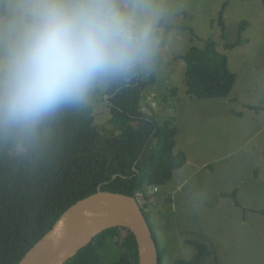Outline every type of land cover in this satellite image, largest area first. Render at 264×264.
I'll return each mask as SVG.
<instances>
[{
    "label": "rangeland",
    "instance_id": "1",
    "mask_svg": "<svg viewBox=\"0 0 264 264\" xmlns=\"http://www.w3.org/2000/svg\"><path fill=\"white\" fill-rule=\"evenodd\" d=\"M156 4L157 42L152 60L142 67L147 85L141 109L159 123L174 122L175 153L187 156L159 193L149 190L156 199L145 212L166 252L164 264L191 260L197 250L190 241L209 246L207 264H264V5L259 0ZM243 22L248 27L240 38ZM208 41L217 43L236 76L227 98L187 93L186 63L180 57ZM83 107L93 108L95 126L119 136L110 124L107 84L97 87Z\"/></svg>",
    "mask_w": 264,
    "mask_h": 264
},
{
    "label": "trees",
    "instance_id": "2",
    "mask_svg": "<svg viewBox=\"0 0 264 264\" xmlns=\"http://www.w3.org/2000/svg\"><path fill=\"white\" fill-rule=\"evenodd\" d=\"M259 1L264 5V0ZM220 25L225 32L222 17ZM247 27L248 22L241 24L240 38ZM180 59L186 63L189 96L229 97L236 76L216 42L192 47ZM146 85L142 67L107 84L110 124L119 130L118 137L95 126L92 107L79 105L56 114L39 130L31 148L25 142L0 139V264H19L70 207L99 188L135 198L147 188L166 186L185 166L186 154L175 153L178 129L174 122L159 123L142 112ZM145 195L151 199L147 192ZM233 197L240 205L236 192ZM148 207L143 212L157 239L145 212ZM189 243L197 254L177 264H207L212 256L209 246L200 241ZM157 247L160 264H164L166 252L158 243ZM138 260L134 234L127 228H114L97 236L66 264H138Z\"/></svg>",
    "mask_w": 264,
    "mask_h": 264
},
{
    "label": "clouds",
    "instance_id": "3",
    "mask_svg": "<svg viewBox=\"0 0 264 264\" xmlns=\"http://www.w3.org/2000/svg\"><path fill=\"white\" fill-rule=\"evenodd\" d=\"M158 20L156 0H0V139L31 148L61 110L146 67Z\"/></svg>",
    "mask_w": 264,
    "mask_h": 264
},
{
    "label": "water",
    "instance_id": "4",
    "mask_svg": "<svg viewBox=\"0 0 264 264\" xmlns=\"http://www.w3.org/2000/svg\"><path fill=\"white\" fill-rule=\"evenodd\" d=\"M113 228H127L134 234L138 264H160L150 223L136 199L101 188L70 207L19 264H66Z\"/></svg>",
    "mask_w": 264,
    "mask_h": 264
},
{
    "label": "built area",
    "instance_id": "5",
    "mask_svg": "<svg viewBox=\"0 0 264 264\" xmlns=\"http://www.w3.org/2000/svg\"><path fill=\"white\" fill-rule=\"evenodd\" d=\"M150 188H148V191H149ZM159 193V189H156V193ZM137 199H138V202H139V205L140 206H144L146 204H151L155 201V198L152 197V199H150L149 201L146 200V197H145V194L144 193H138L137 195Z\"/></svg>",
    "mask_w": 264,
    "mask_h": 264
},
{
    "label": "bare ground",
    "instance_id": "6",
    "mask_svg": "<svg viewBox=\"0 0 264 264\" xmlns=\"http://www.w3.org/2000/svg\"><path fill=\"white\" fill-rule=\"evenodd\" d=\"M156 189H158V188H156ZM150 190V189H149ZM146 192H147V194H148V197H151V199H152V195H150L149 194V192H148V188H147V190H146ZM146 192H141V193H146ZM158 193V192H157ZM138 195V194H137ZM145 197H146V200L147 201H149L148 199H147V196L145 195ZM155 198V197H154ZM134 199H136V201L138 202V199H137V196L134 198ZM138 204H139V202H138ZM147 205V204H146ZM146 205H144V206H140L141 208H142V211H143V208H145L146 207ZM150 205V204H149ZM153 205V204H152ZM114 229V228H113ZM152 230V229H151ZM155 238V237H154ZM155 241H156V239H155ZM156 244H157V242H156ZM157 249H158V247H157ZM159 255V254H158Z\"/></svg>",
    "mask_w": 264,
    "mask_h": 264
}]
</instances>
